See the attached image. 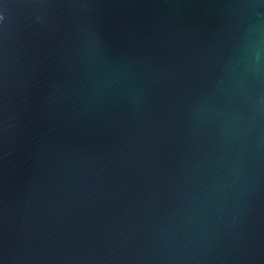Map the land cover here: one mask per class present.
I'll list each match as a JSON object with an SVG mask.
<instances>
[{
    "label": "water",
    "instance_id": "95a60500",
    "mask_svg": "<svg viewBox=\"0 0 264 264\" xmlns=\"http://www.w3.org/2000/svg\"><path fill=\"white\" fill-rule=\"evenodd\" d=\"M0 264H264V0H0Z\"/></svg>",
    "mask_w": 264,
    "mask_h": 264
}]
</instances>
